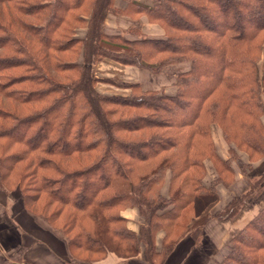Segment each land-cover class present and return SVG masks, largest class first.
Returning <instances> with one entry per match:
<instances>
[{"label":"trees","instance_id":"obj_1","mask_svg":"<svg viewBox=\"0 0 264 264\" xmlns=\"http://www.w3.org/2000/svg\"><path fill=\"white\" fill-rule=\"evenodd\" d=\"M109 12L134 20L126 36L105 32ZM142 16L163 36H145ZM80 26L83 38L74 35ZM263 43L264 0H128L123 9L113 0H0V185L18 187L79 264L132 258L140 244L148 263L161 262L183 235L197 238L215 199L213 184L201 183L203 160L217 181L233 177L211 125L250 162L264 157ZM105 58L153 72L190 67L174 94L138 83L104 94L95 71ZM127 207L143 217L138 233L120 215ZM218 264H264V206Z\"/></svg>","mask_w":264,"mask_h":264},{"label":"crops","instance_id":"obj_2","mask_svg":"<svg viewBox=\"0 0 264 264\" xmlns=\"http://www.w3.org/2000/svg\"><path fill=\"white\" fill-rule=\"evenodd\" d=\"M147 6H152L153 0H132ZM128 0H113V6L123 9ZM141 29L147 37H162L163 30L157 24L149 23L144 16L138 20ZM134 23L129 16L109 12L104 19V30L108 34H125L126 29ZM85 28L75 30L76 37H82ZM111 61V60H109ZM107 62V61H106ZM113 62V61H112ZM105 61L100 62V66ZM108 66L119 71L124 78L132 83H138L148 88V81L144 78L148 70L118 63H109ZM97 67V66H96ZM97 77H99L96 74ZM149 77V76H148ZM159 87V86H158ZM168 94L175 93L172 85L166 88ZM157 89V87H155ZM100 91V90H98ZM101 92V91H100ZM211 135L216 153L222 159H229V144L222 137L219 127L211 125ZM237 153L236 159L230 162L233 179L229 184L217 181L218 173L210 158L204 160L205 174L201 183L205 187L213 184L215 199L209 203L201 216L205 217L197 238L190 233L183 235L173 246L167 256L156 264H217L227 254L230 240L263 206H264V178L259 184L250 185L253 179L264 173V157L248 161L245 152L238 150L234 145L230 147ZM250 166L241 170V163L236 166L235 160ZM263 186V187H262ZM168 177L162 187V193L167 194ZM237 194H245L242 202L235 211H225L230 200ZM126 219L127 227L138 233L143 217L136 207H127L120 211ZM199 217L192 220V223ZM164 231L159 230L155 235L156 250H160ZM144 246L140 244L139 253L132 258H120L108 253L104 258L95 260L92 264H150L144 258ZM26 262V264H79L72 257L67 241L59 229L49 225L43 218L29 211L23 203L22 194L18 187L6 190L0 185V264L11 262Z\"/></svg>","mask_w":264,"mask_h":264},{"label":"rangeland","instance_id":"obj_3","mask_svg":"<svg viewBox=\"0 0 264 264\" xmlns=\"http://www.w3.org/2000/svg\"><path fill=\"white\" fill-rule=\"evenodd\" d=\"M77 28H85V27H77ZM76 28V29H77ZM75 29V30H76ZM85 33H86V28H85ZM85 33L82 37L80 38H83L85 36ZM74 35H75V32H74ZM264 59V43H263V46H262V54H261V58L260 60L257 62V76L259 78H261V74H262V69H261V61ZM110 59H103L101 61H99L97 64H96V71H95V74H97L100 78V81L97 83L96 87H97V90H100L101 93H104V94H126L128 92V88H126L125 86L132 83L130 81H128L126 78H124L122 76V74L117 71V70H114L112 68H110L108 66L109 63H115L113 60L109 61ZM104 62L105 63H102L100 66H98L100 64V62ZM107 61V62H106ZM113 61V62H112ZM123 65V64H121ZM133 66V65H131ZM190 67V61H182V62H178V63H173V64H169L167 66H165L162 70L160 71H157V72H153V71H150L146 68H143V69H146L148 70V76H147V73L146 72H143L146 76L144 78H146L145 80H149L148 81V86H151L149 87V89H152V90H158V91H163L164 93H166L162 88L160 87L161 84L163 85H166L167 87L166 88H170L172 85H174L175 87V91H176V86L174 84L176 78H177V74L181 71H185L187 70L188 68ZM141 68V67H140ZM159 86V87H158ZM141 87V86H140ZM155 87H157V89H155ZM143 88V87H141ZM143 89H148V88H143ZM99 91V92H100ZM168 94V93H166ZM264 98V97H263ZM226 142V141H225ZM227 144H229V146L231 147L232 143H228L226 142ZM229 147V153H230V156H229V165H230V162L233 160V159H236L238 158L237 157V153L235 151H233L231 148ZM241 151V150H240ZM244 152V151H242ZM246 154V153H245ZM247 155V154H246ZM233 156V158L231 157ZM262 158V157H261ZM247 159H248V156H247ZM205 160V159H204ZM204 160H203V165H204ZM249 161V159H248ZM240 159H237L235 160V164L236 166H238L240 164ZM249 165V163L245 164V163H241L240 165V168L241 170H245V168H247ZM231 167V166H230ZM205 169V167H204ZM229 178V177H228ZM227 178V179H228ZM264 178V173H262L258 178L256 179H253V181L250 183V185H253V184H259V182ZM233 178H231L232 180ZM230 180V179H229ZM230 180V182L228 183H225V184H229L231 183L232 181ZM228 181V180H227ZM263 187V186H262ZM245 194H237V196H234L230 202L228 203V205L226 206L225 208V211H228L230 208L232 209L233 208V211H235L234 209L237 208V206L240 205V203L242 202V199L244 198ZM35 209L39 210V206H34ZM229 208V209H228ZM205 218V217H204ZM229 250V249H228ZM75 253V252H74ZM228 253V252H227ZM76 255L78 256H82V257H85L84 254H78L76 253ZM92 259H94V257H90ZM220 262V261H219ZM218 262V263H219ZM217 263V264H218Z\"/></svg>","mask_w":264,"mask_h":264}]
</instances>
